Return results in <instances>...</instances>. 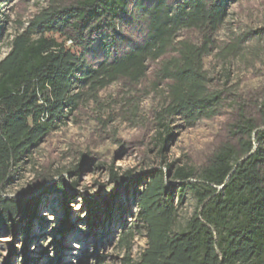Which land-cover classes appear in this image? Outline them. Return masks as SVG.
I'll return each instance as SVG.
<instances>
[{
	"label": "trees",
	"instance_id": "obj_1",
	"mask_svg": "<svg viewBox=\"0 0 264 264\" xmlns=\"http://www.w3.org/2000/svg\"><path fill=\"white\" fill-rule=\"evenodd\" d=\"M238 1L77 0L34 16L0 60V231L22 233L16 230L19 221L38 219L41 195L6 197L4 191L21 162L77 109L84 89L102 90L120 79L138 84L147 77L148 64L159 62L155 85L168 81L155 111L162 151L173 119L193 126L218 115L221 92L209 88L205 59L216 47L228 4ZM132 4L148 23L145 40L97 67L89 65L85 53L94 40L120 35L122 22L133 18ZM184 31L194 32L196 39L180 38ZM169 53L175 56L164 58ZM260 106L261 123L241 109L233 126L236 143L215 151L199 175L171 163L136 177L133 191L147 245L138 260L127 257L123 264H264V102ZM132 177L131 171L121 177L112 172L118 182ZM47 190L65 192L64 181ZM176 191L178 205L187 193L197 203L181 228L176 227ZM120 211L124 215L125 209ZM86 222L89 237L101 220L95 212ZM29 243L23 241L19 264H32ZM94 252L103 264L105 257L98 248Z\"/></svg>",
	"mask_w": 264,
	"mask_h": 264
},
{
	"label": "rangeland",
	"instance_id": "obj_2",
	"mask_svg": "<svg viewBox=\"0 0 264 264\" xmlns=\"http://www.w3.org/2000/svg\"><path fill=\"white\" fill-rule=\"evenodd\" d=\"M76 1L0 0V60L10 51L13 38L41 10ZM180 1L185 0H169ZM131 12L133 18L122 22L120 35L110 40H94L90 51L85 53L89 65L97 67L109 56H121L145 40L148 23L135 4ZM180 38L195 40L196 34L184 31ZM214 40L216 47L205 59V69L210 90L221 92L219 113L193 126L183 119H173L163 151L155 111L168 81L155 85L159 62L148 64L147 77L138 84L120 79L102 90H83L77 109L21 162L4 191L6 197L38 194L41 199L38 219L19 221L16 230L22 228V233L7 228L0 231V264L7 261L19 264L25 240L30 242L32 264H98L94 256L96 248L105 257L103 264H123L127 257L139 259L147 236L138 219L133 191L136 177L152 169H166L171 163L199 175L215 151L236 143L233 126L240 119L241 109L248 118L262 122L264 0L229 3L228 17ZM172 56L175 53L164 58ZM127 171L133 172V180L112 179V172L121 177ZM62 181L65 192L47 190ZM170 181L169 178V184ZM141 188L143 183L138 185ZM178 197L176 191L177 205ZM196 205L195 197L187 193L178 205L177 228L191 218ZM95 212L101 223L93 230L94 235L87 237L86 218L89 216L93 221ZM66 226L65 232L62 229ZM123 238L127 241H122ZM55 241L63 245L56 248Z\"/></svg>",
	"mask_w": 264,
	"mask_h": 264
},
{
	"label": "built area",
	"instance_id": "obj_3",
	"mask_svg": "<svg viewBox=\"0 0 264 264\" xmlns=\"http://www.w3.org/2000/svg\"><path fill=\"white\" fill-rule=\"evenodd\" d=\"M68 43H70V42H68Z\"/></svg>",
	"mask_w": 264,
	"mask_h": 264
}]
</instances>
